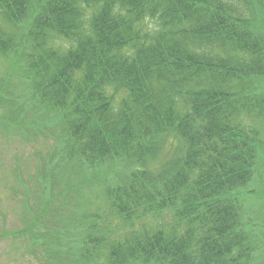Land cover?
Instances as JSON below:
<instances>
[{"label": "trees", "instance_id": "obj_1", "mask_svg": "<svg viewBox=\"0 0 264 264\" xmlns=\"http://www.w3.org/2000/svg\"><path fill=\"white\" fill-rule=\"evenodd\" d=\"M0 58V134L57 142L15 233L40 264L258 263L264 0H0Z\"/></svg>", "mask_w": 264, "mask_h": 264}, {"label": "rangeland", "instance_id": "obj_2", "mask_svg": "<svg viewBox=\"0 0 264 264\" xmlns=\"http://www.w3.org/2000/svg\"><path fill=\"white\" fill-rule=\"evenodd\" d=\"M11 65L10 59L0 58V77L10 71L0 80V88L3 82L12 78L13 90H16L18 75L13 79ZM260 88H264V85ZM17 92H0V95L11 99L16 97ZM14 120L4 126H15L17 122ZM50 125L53 123L46 122L41 133L35 135L36 131L31 130L29 137L24 138L19 135L20 131L13 136L0 134V264H40L30 252L29 238L16 236L15 233L24 227L22 212L25 196L33 195L31 201L37 202L34 197L38 187L41 189L37 175L45 171L47 154L57 146V142L48 136ZM262 132L264 134V130ZM262 178L251 184L249 188L252 193L246 201L250 218L260 227L259 234L264 247V171ZM258 259L257 264H264V253L258 254Z\"/></svg>", "mask_w": 264, "mask_h": 264}]
</instances>
